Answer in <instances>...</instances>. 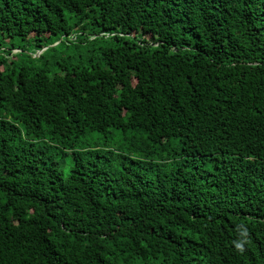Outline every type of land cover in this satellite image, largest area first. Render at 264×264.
<instances>
[{"label": "trees", "instance_id": "1", "mask_svg": "<svg viewBox=\"0 0 264 264\" xmlns=\"http://www.w3.org/2000/svg\"><path fill=\"white\" fill-rule=\"evenodd\" d=\"M0 264H264V0H0Z\"/></svg>", "mask_w": 264, "mask_h": 264}, {"label": "rangeland", "instance_id": "2", "mask_svg": "<svg viewBox=\"0 0 264 264\" xmlns=\"http://www.w3.org/2000/svg\"><path fill=\"white\" fill-rule=\"evenodd\" d=\"M52 46H57V43H55L54 45H52ZM57 48H58V46H57ZM59 50H57L56 51V53L58 52ZM65 54H71V52H69V51H65L64 52V55ZM74 54V53H73ZM59 55V54H58ZM75 55H78V53H75ZM102 140L103 141H105L108 145H110V146H119V145H121L124 141H125V139L123 138V139H121L119 136H117V135H110V136H107V137H104V138H102ZM82 141H84V142H87L88 144H90V143H92V142H94V141H96V138L95 137H87V138H85L84 140H82ZM66 173H67V171H66Z\"/></svg>", "mask_w": 264, "mask_h": 264}]
</instances>
